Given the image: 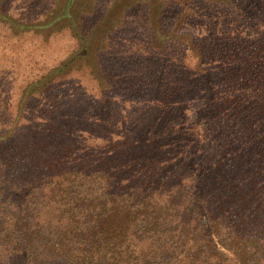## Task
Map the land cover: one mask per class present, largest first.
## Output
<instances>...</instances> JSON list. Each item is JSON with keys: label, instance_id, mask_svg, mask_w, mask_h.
I'll return each mask as SVG.
<instances>
[{"label": "trees", "instance_id": "obj_1", "mask_svg": "<svg viewBox=\"0 0 264 264\" xmlns=\"http://www.w3.org/2000/svg\"><path fill=\"white\" fill-rule=\"evenodd\" d=\"M19 1L12 36L71 48L0 127V264H264V0ZM139 34L109 103L91 66ZM83 70L71 112L35 107Z\"/></svg>", "mask_w": 264, "mask_h": 264}, {"label": "rangeland", "instance_id": "obj_2", "mask_svg": "<svg viewBox=\"0 0 264 264\" xmlns=\"http://www.w3.org/2000/svg\"><path fill=\"white\" fill-rule=\"evenodd\" d=\"M21 2L19 0H6L4 9H6L7 13L11 16L17 15L21 12L24 15L33 17V13L35 12L34 7L32 8V11L29 9L24 11L23 7H20ZM100 6H102V4H100ZM13 8H16L18 13H15L16 11H14ZM5 25L6 24L0 23V127L2 132L12 124L15 111H17L16 102L20 97V89L22 86L24 87L26 81L36 79L40 74L47 72L48 70L42 71V69L46 66L50 67L54 64L55 58L57 60L71 48V43H65V40L60 37L59 39L61 41L56 43V45H54L53 40H51L50 44L52 43L53 46H51L49 51L45 53L44 50L46 47L42 45L40 40H46L48 38H37V35L29 34L25 35V38L18 41L17 36H12V32ZM126 25L130 26L129 23ZM105 26H107L106 23ZM166 26L167 24L165 27ZM113 35L115 36V34ZM110 37L113 39V36ZM132 39L144 40V37L142 34H139L136 37L125 38L122 42L116 45H109L105 47V49L101 47V51L98 53L99 58L97 59V61H99V66L96 67L94 65V69L93 66H91L93 70V75L91 74V76H96L95 73H99L102 77H106L109 82L104 90L107 93V97H111L113 100V102L109 103L121 101L125 96H131L129 88L121 82V79L124 77L120 76H122L125 71L121 68V63H127L133 66L137 64L139 60L138 55H135L134 59H131L132 56L129 55V49L132 48L130 47L129 42H131ZM102 42V40L98 41L96 46L99 47V44ZM152 73L154 74V72ZM148 75H150V73ZM73 76L76 79H74ZM84 79H88V74L85 70L81 73L74 72L70 78H56L54 82L50 84L52 85V90L46 94L47 96H41L35 107L42 112L44 111V107L52 111H57L58 115L61 110H65L66 114L68 111L71 112V109L74 108L72 102H65L62 96L69 97L71 89L76 88V84L82 82ZM110 81L112 83H110ZM112 85L114 86V89L112 88ZM80 86L87 87L84 84H80L79 87ZM153 89L155 91V88ZM152 91L153 90L148 91L149 94ZM154 91L152 93H154ZM86 94L89 95V93ZM52 95L53 102L50 103V96ZM43 97H49L48 103H46L47 100L45 102L42 101ZM82 99H85L83 94ZM33 102L34 98L29 102L30 105H32ZM116 106L117 110L120 111L122 104H116ZM136 107L137 104L128 103L127 108L130 112L126 113L135 111ZM197 108L198 106H193L189 110L187 117L195 119ZM24 112L27 111L25 110Z\"/></svg>", "mask_w": 264, "mask_h": 264}]
</instances>
